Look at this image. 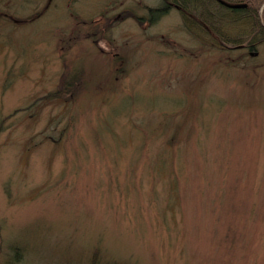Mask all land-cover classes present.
Here are the masks:
<instances>
[{"label":"rangeland","instance_id":"obj_1","mask_svg":"<svg viewBox=\"0 0 264 264\" xmlns=\"http://www.w3.org/2000/svg\"><path fill=\"white\" fill-rule=\"evenodd\" d=\"M161 3L0 0V264H264V42Z\"/></svg>","mask_w":264,"mask_h":264},{"label":"trees","instance_id":"obj_2","mask_svg":"<svg viewBox=\"0 0 264 264\" xmlns=\"http://www.w3.org/2000/svg\"><path fill=\"white\" fill-rule=\"evenodd\" d=\"M166 1L162 0V3L158 7L148 9V15L151 20L157 19L167 12L169 6ZM170 1L180 7V12H182L185 21L183 23L184 28L187 29L186 31H197V35L201 36L203 34V38H208L210 42H218L220 39H223L222 41L225 42L243 43L246 42L247 38V42H249L252 49H255V44L264 42V25L258 18V10L264 0H225L232 3L247 2L248 6L243 8L227 7L218 0ZM230 22L243 28V31L239 33L238 30L237 33L229 35L230 31L228 28L232 27L231 24L228 25ZM238 35L241 36L235 37ZM85 86L83 85V87ZM99 250L97 249L94 252L92 264L98 263L100 256ZM14 251L20 254L21 248L19 246L15 247Z\"/></svg>","mask_w":264,"mask_h":264},{"label":"bare ground","instance_id":"obj_3","mask_svg":"<svg viewBox=\"0 0 264 264\" xmlns=\"http://www.w3.org/2000/svg\"><path fill=\"white\" fill-rule=\"evenodd\" d=\"M167 5H168L169 7L171 6L172 8L174 7V8H176V9L180 10V7H179L177 4H175L174 2L167 3ZM223 42H224L225 44L228 43L229 45L227 44V46H228L229 48H230L231 43H232V45H234L235 47H237V48H239V49H247V50H248L249 48H251V47H250V44H248L249 42H247V41H246V42H243V43H234V42H229V41H228V42L223 41Z\"/></svg>","mask_w":264,"mask_h":264},{"label":"water","instance_id":"obj_4","mask_svg":"<svg viewBox=\"0 0 264 264\" xmlns=\"http://www.w3.org/2000/svg\"><path fill=\"white\" fill-rule=\"evenodd\" d=\"M221 2H223L228 7H232V8H242V7H245L246 6L245 3H241V4H231V3L224 2L222 0H221Z\"/></svg>","mask_w":264,"mask_h":264}]
</instances>
